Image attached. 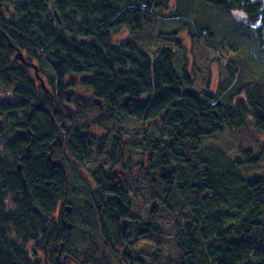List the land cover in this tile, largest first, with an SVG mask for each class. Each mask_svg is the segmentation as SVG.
Here are the masks:
<instances>
[{
    "label": "trees",
    "instance_id": "trees-1",
    "mask_svg": "<svg viewBox=\"0 0 264 264\" xmlns=\"http://www.w3.org/2000/svg\"><path fill=\"white\" fill-rule=\"evenodd\" d=\"M199 1L206 9L200 11L201 14L210 12L214 22L213 25L208 22L199 27L201 23L197 26L191 19L187 24L193 29L190 34L202 35L209 48L223 50L228 47L239 54L227 65L229 78L226 84L229 87L225 103L209 93H193L191 77L185 73L179 75L174 68L172 50H161L153 59L150 53L148 55L134 42L111 44V30L123 26L125 15L137 12V8L141 7H134V11L127 8L134 1H129L130 6L122 12L112 0H20L15 3L17 20L7 23L8 32L4 31L9 40L0 35V87L7 91L11 88L7 102L0 100V116L5 118H0V141L5 142L8 136L10 152L25 150L27 145H30L31 151L29 158L23 162L20 181L18 178V187L23 193L19 199L20 208L4 211L0 202V264H38L30 260L28 253L36 250L34 247L28 250L30 241H37L38 235H41L43 244L57 247L67 235L65 226L47 219L55 212L62 182L60 170L51 168L45 158L53 139V123L45 107L44 110L35 107L27 119L30 112L27 104L34 97V88L27 75L14 68L5 54V46L12 52L19 48L36 59L41 56L32 47L44 46L49 51L43 56L51 73L58 78L88 73L92 80H86V84L93 87L95 94L122 118L126 116L139 120L141 110H146L149 121L159 119L164 128H169L167 150L174 157L183 158V148L201 136L219 133L223 125L243 127L249 118L254 131L264 134V0ZM234 11H240L242 18L236 17ZM44 13L48 14L45 24L40 20ZM58 18L70 19L74 32L86 37V43H67L61 35L53 34L51 21L56 22ZM31 24L34 32L29 29ZM205 31L208 32L206 39ZM8 42L17 48L10 47ZM251 63L259 68L257 76L261 81L252 82L244 76L243 68ZM141 95H146L145 102L136 101ZM239 95H243L245 100L232 104V100ZM5 121L11 124L8 132H3L6 128L2 129ZM27 128L31 135L27 134ZM242 154L251 161L253 159L252 162L258 160L248 150L242 151ZM207 156L206 160H202L205 163L203 170L194 171L186 182L177 179L179 188L183 187V183L200 184V191L208 190L219 203L214 214H211L210 208L200 213L196 208L192 209L193 213L199 214L203 241L214 238V242H210L205 249L198 248L199 252L206 251L204 262L245 264L254 258L256 264H264L260 245V229L264 224L259 218L262 180L242 177L239 163L221 151L213 153L212 149ZM111 196L102 210L107 226L116 235L118 217L125 215L128 204L123 193H112ZM230 206L234 207L233 215L225 220V210H229ZM228 220L227 225L237 227L238 232L230 241L225 240L228 235L224 224ZM253 230L255 237L248 241L244 237ZM194 234L190 232L186 236L193 252L196 250Z\"/></svg>",
    "mask_w": 264,
    "mask_h": 264
},
{
    "label": "rangeland",
    "instance_id": "rangeland-1",
    "mask_svg": "<svg viewBox=\"0 0 264 264\" xmlns=\"http://www.w3.org/2000/svg\"><path fill=\"white\" fill-rule=\"evenodd\" d=\"M2 1V5L4 4L1 10L3 11L2 20L6 24L0 22V26L5 28L10 22L17 20L14 5L20 0H0ZM112 1L121 12L130 6L129 1H134L135 7H142L137 8V12L132 9L134 12L125 15L126 23L120 28L111 30L112 45H119L130 40L148 55L150 53L153 59L161 50H172L173 64L177 73L188 74L193 80L191 91L198 95L209 93L225 103L224 99L229 87L226 84L229 78L227 65L231 64L239 54L228 47L223 50L209 48L208 42H205L202 35L190 34L193 29H190L187 24L191 19L197 26L201 23L199 27L207 25L208 22L211 24L214 22L210 12L201 14L200 11L206 9L199 4V0L197 2L195 0ZM233 14L242 18L240 11H234ZM134 16L138 18L135 19ZM204 33L206 39L208 32ZM262 38L264 40V34ZM0 44L2 45L1 42ZM262 45L264 47V44ZM16 53L17 50L12 52L7 49L5 54L13 59ZM21 54L23 58L27 56L24 51ZM26 59L29 62V59ZM33 63L36 64L33 66L36 67L39 77H54L45 58L38 56ZM242 71L244 76L250 78L252 82L262 80L257 76L260 70L254 63L246 65ZM34 72L33 67L26 66L25 73L35 79L36 83H40V78L38 77L39 80L35 78ZM69 77L64 78L65 81ZM74 77L76 96L81 95L84 90L77 84L80 78ZM0 93L3 95L4 92L0 90ZM242 99H245L243 95L237 96L232 100V104ZM0 118L5 119L4 116ZM251 123L252 120L249 118L245 126L240 128L223 125L219 133L201 136L195 142L187 144L182 152L184 157L181 158L169 154L167 146L170 130L164 128L159 119L149 121V124L131 118L121 119L105 111L103 107L99 109L94 106L77 115L74 119V127L85 130V135L88 137L105 140L106 146L101 155L90 154L79 160L70 157L67 203L73 209L69 215L66 214V218L63 217L62 221L64 225L66 221L71 224L69 241L64 242L66 244L68 241L64 251L72 254L82 264H207L203 260L206 251L199 252L198 248L201 246L205 249L210 242H214V238L203 241L199 214L193 213L192 209L196 208L200 213L210 208L211 214H214L219 203L208 190L200 191V184L196 182L191 184L189 181L191 185L183 183V187L179 188L177 179L180 178L186 182L192 177L194 171L199 172L204 169L205 163L202 160L207 159L210 150L213 149V153L221 151L231 160L239 163V172L242 177L245 179L257 177L262 180L259 190V194H262L261 199L259 198L262 209L259 218L264 224V134L255 132ZM10 127L11 124L5 121L2 129L7 130L3 132H8ZM145 134L149 136L148 149L145 148L147 145L145 141L148 139L143 140ZM8 143V136L5 142L0 141V202L4 211H14L20 208L19 199L23 194L18 187V178L20 181L21 174L15 171L16 166L13 163L20 152L19 154L9 152ZM109 148L113 150L115 148L114 161H118V164L109 161L107 154ZM246 150L252 153V157H258V160L252 162L253 159L251 161L246 158L242 154V151ZM148 153L149 157H147ZM113 165H117L115 169L123 170L122 176L125 183L127 178V185L124 188L128 193L127 204L131 206L129 213L131 221L138 222L140 227L149 223V232L137 233V224H135L134 227L127 229L122 238L123 241H128L127 249L131 250L133 257L138 256L141 262L136 258L130 260L122 254L126 252L124 247L115 246L119 241L118 236L114 240L101 208L105 203L104 200L107 199V196L103 194L104 189L102 192L98 191V187L95 184V186L91 185L86 176L80 173L85 171L91 177V173L98 167L109 172L113 169ZM144 165L149 167L145 170ZM9 167L12 170L8 171ZM118 175L120 173H117L116 177ZM132 176H135V179ZM171 181L172 184H170ZM153 201L157 203L156 209L152 207ZM60 203L59 201L57 211L47 219L61 224L62 222L58 220L60 217L58 213L62 208ZM233 211V206L225 210V220L233 215ZM42 219H44L43 216ZM225 222V233L228 235L225 240H234L238 235L237 227L227 225L229 220ZM66 230L68 233L67 227ZM260 230L262 233L260 245L264 253V225ZM190 232L195 233L193 240L196 250L194 252L186 240ZM254 237L253 230L244 238L250 241ZM40 238L41 235H38L37 241L32 240L28 245V250L32 247L36 249L34 253H29L30 260L38 264H40V255H43L45 251L51 253L58 249L55 246L47 247ZM245 264H256V261L251 258Z\"/></svg>",
    "mask_w": 264,
    "mask_h": 264
},
{
    "label": "flooded vegetation",
    "instance_id": "flooded-vegetation-1",
    "mask_svg": "<svg viewBox=\"0 0 264 264\" xmlns=\"http://www.w3.org/2000/svg\"><path fill=\"white\" fill-rule=\"evenodd\" d=\"M16 49V48H15ZM14 50V49H13ZM17 51L19 49H16ZM16 50H14L16 52ZM7 49H5V53H6ZM20 51V50H19ZM22 53V51H20ZM25 52V51H24ZM26 53V52H25ZM26 57L24 58L26 60V62H21L20 60H16L15 58L10 59L11 63L13 64L14 68H17L18 71L22 72L23 74H26V66L28 65L29 67H33L34 68V74H35V78H37L39 80L40 83H36L32 77H30V75H27V78H29V80L32 82V87L34 88V90H36V95L38 96V99L40 100L38 103V105L40 107L43 108L45 107V111L49 114L52 115L51 121L53 123V139L52 141H54L52 144L50 143L48 145V153L46 154L45 158L48 161V164L50 165L51 168L55 167L57 169L60 170L61 172V191L60 193H58L61 197L58 199L57 203H56V207H55V212L57 211V205L60 203V206H62V208L59 210L58 215L60 217H58L59 221L62 222L63 221V217L66 218V214L67 212L65 211V207L70 206L67 203V195H68V190H69V171H68V167L70 166V157L79 160L81 158H86L88 157L90 154H96V155H101L105 150V146H106V141L104 140H100V139H95L92 137V139L94 141L91 142H85L86 146L85 149L82 151V155H76L73 154L72 152V148L76 147V144L78 143L77 141H74V136H76V133L78 134V137H81V134H84V139L85 140H91L90 137H88L85 132V130H79L76 127H74V119L77 115L81 114L82 112L91 109L93 106L96 108H102V104L99 103L98 100H96L95 96L92 95L89 92L90 86H88V84H86V80H88V77H84V76H79L80 80L79 82H77L78 85H80V87L84 90L82 92L81 95H77L76 96V91H75V83L72 82V80L74 79V77L70 76V75H65L62 78H58L56 76L52 77H39L38 73H37V69L33 66L36 65L33 63V61L36 60V58L28 55L26 53ZM14 57V56H13ZM29 59V62L27 61V59ZM31 59V60H30ZM33 60V61H32ZM9 62V61H8ZM23 63V64H22ZM12 66V67H13ZM8 71V70H7ZM70 76V77H69ZM26 77V76H25ZM39 77V78H38ZM69 77V79H67L65 81V79ZM65 78V79H64ZM0 90H2V93H0V100L3 102H7L10 92H11V88L7 91L4 90L0 87ZM95 94V93H94ZM142 97H144V99L142 100L141 98H137V102H145L147 100L146 95H141ZM140 96V97H141ZM128 97L125 99V101H127ZM36 104V103H35ZM36 105H32V107L30 108V112L28 114V118H30V114H31V110H33L35 108ZM38 106V107H39ZM92 106V107H91ZM71 109L73 111V114H70L69 109ZM71 116H70V115ZM70 117H69V116ZM75 116V117H74ZM22 118V116H21ZM135 120V119H133ZM135 121H141V122H145L142 119L139 120H135ZM148 139V140H146ZM143 140H146L145 143H147L145 148H149V136L148 134H145ZM142 142V141H140ZM66 148H68L70 150V154H68L66 152ZM113 148V147H112ZM112 148H109V151H107L108 156L110 154L115 155L114 150ZM31 151V147L30 145H27L25 150H11V153H15V154H19V156H17V160H15V166L16 169L15 171L22 172L23 171V162L29 158V154ZM10 152V151H9ZM11 156V154H10ZM147 157H149V153L147 155ZM114 159H116L115 157H109V161L118 164V161H114ZM147 160L149 161V158H147ZM114 167H117V165H113V169H111L109 172L105 171L104 169H102V167H98L94 172L91 173V177L88 176V174L85 171H80V173L84 176H86V178L88 179V182L91 185H96L98 187V191L102 192V189H104L103 194H105L107 196V199L104 200V204L102 205L101 208H103V206L107 203L106 201H109L111 199V194L112 193H123V195L125 197L128 196V193L126 191V189L124 187H126L127 185V178H126V183H125V179L122 176L123 170L118 168L115 169ZM149 166L144 165V169L146 170ZM15 168V167H14ZM8 171L12 170L11 167H9L7 169ZM117 173H120V175L117 176ZM135 179V176H132ZM125 183V185H124ZM94 185V186H95ZM63 198V199H62ZM72 207V206H70ZM73 209V208H72ZM130 211H131V206L130 204L128 205V209L125 213L124 216H120L118 217V221H117V234L115 235V233L112 231L114 240L117 239L118 236V242H117V246L119 245L120 247H124L126 252L122 253L124 254V256L129 257L130 260H133L136 258L139 259L138 256L133 257L132 253L130 252V249H127V242L123 241L122 238L125 234V232L127 231V229L134 227L135 224H137V229L136 232L137 233H147L149 232V223L143 225L142 227H140L138 222H132L130 219ZM104 212V211H103ZM102 212V213H103ZM69 215V214H67ZM125 220L126 221V228L124 230V232L121 231L120 228V224L121 222ZM67 221L65 222V225L63 224V222L61 223V225L67 227ZM67 235H69V231L67 233ZM66 235V238H67ZM66 238L64 241H60L58 243L57 246V251L56 252H51L48 253L47 251H45L43 253V255H40V264H82V262L77 261L75 259V257L64 251V247L67 244H64V242L66 241ZM63 243V247L61 249V251H59L60 249V244ZM129 260V261H130ZM138 261V260H137ZM139 261L141 262L142 260L139 259Z\"/></svg>",
    "mask_w": 264,
    "mask_h": 264
},
{
    "label": "bare ground",
    "instance_id": "bare-ground-1",
    "mask_svg": "<svg viewBox=\"0 0 264 264\" xmlns=\"http://www.w3.org/2000/svg\"><path fill=\"white\" fill-rule=\"evenodd\" d=\"M2 3H3V1L2 2H0V7H1V9H0V16L2 17L3 16V11H1L2 10V7L4 6V4L2 5ZM135 7V4H132L131 3V9H133ZM142 8V7H141ZM139 9H140V7H139ZM50 14V13H49ZM42 15V17L40 16V20L42 21V23L43 24H45L46 22H44L47 18H48V14L47 13H44V14H41ZM0 17V22H1V24L2 23H5L6 24V22H4L2 19H3V17L1 18ZM138 17V16H137ZM70 20V19H69ZM69 20H64V19H60V18H58V19H56V22H55V20L54 21H51L52 23H51V32L54 34L55 33V35H61V37L67 42V43H69V42H73V43H76L77 44V42H80V43H86V41H87V39H86V37H84V36H81V35H78V34H76L75 32H74V30L73 29H75L74 28V24L72 23V22H69ZM75 23V22H74ZM76 26H79L80 27V25H78V24H76ZM67 27H70V28H67ZM8 26L7 27H5V28H3V27H1L0 26V35H2V36H5V38H6V40H9V37H8V35H6L5 33H4V31L5 32H8ZM29 29H31V31L32 32H34V28L32 27V24L29 26ZM73 31V32H72ZM110 35H111V33H110ZM130 40H128L127 42H129ZM14 47H16L17 48V46H15L14 44H12ZM33 45V44H32ZM10 47H11V45H9ZM34 46V45H33ZM4 48V47H3ZM32 48H34V49H36V50H38L37 52L38 53H40V56H41V58H43L44 59V56H43V54L44 55H48L47 54V52L49 51H46L47 49L44 47V46H39L38 45V47H36V46H34V47H32ZM264 48V47H263ZM17 49H19V48H17ZM20 50V49H19ZM34 54H35V51H34ZM39 56V55H38ZM48 64V63H47ZM70 76H72V77H74V76H84V77H88V80H92V76H89L88 75V73H83V74H79V75H75V74H70ZM235 76H238V74H236ZM74 79H75V77H74ZM73 79V80H74ZM72 80V82H74ZM23 81H24V79H23ZM75 83V82H74ZM29 86V85H28ZM88 86H90V85H88ZM89 89V92L92 94V95H94L95 96V98H96V100H98L99 101V103L100 104H102V106H103V108H104V110L105 111H107V112H109V113H111V114H114V116H116V117H118V118H121V119H125V118H130V117H124V118H122V117H120L119 115H118V112L117 111H111L110 110V108L108 107V105L106 104V102L103 100V98H101V97H99V96H97L96 94H94L95 93V91H94V88L93 87H91L90 86V88H88ZM33 90V89H32ZM33 93H34V97H33V99L27 104V109L29 110L31 107H32V105H36L35 107L37 108L39 105H38V103L37 102H39L40 100L38 99V96L36 95V90H33ZM240 96V95H239ZM139 98H141L142 100L144 99V97L142 98V96L141 97H139ZM245 99H242V100H240V101H244ZM36 103V104H35ZM40 107V106H39ZM18 112L17 113H20V110H17ZM70 115V114H69ZM68 115V116H69ZM140 115H141V118L140 119H142V120H144L147 124H149V117L146 115V110H144V109H142L141 110V112H140ZM71 116V115H70ZM69 116V117H70ZM49 117L50 118H52V115H49ZM147 117V118H146ZM27 134H29V135H31V131H30V129L29 128H27ZM79 134V133H78ZM78 134L76 133V136H74V141H77L78 143L76 144V147H74V148H72L71 150H72V152H73V154H76V155H82V151L85 149V146H86V143L85 142H91V141H94L93 139H92V137H90V139L91 140H85L84 139V134H81V137H78ZM32 137H33V135H32ZM104 141V140H103ZM54 141H52L51 142V144L53 143ZM66 152L68 153V154H70L71 152H70V150L68 149V148H66ZM116 155H112V154H110L109 155V157H115ZM69 181V180H68ZM58 205H59V203H58ZM31 253V252H30ZM29 254V253H28ZM138 261H139V259H137Z\"/></svg>",
    "mask_w": 264,
    "mask_h": 264
},
{
    "label": "water",
    "instance_id": "water-1",
    "mask_svg": "<svg viewBox=\"0 0 264 264\" xmlns=\"http://www.w3.org/2000/svg\"><path fill=\"white\" fill-rule=\"evenodd\" d=\"M8 43H9V45H11V47H12L11 42H8ZM15 59H16V60H21L22 62H26V60L23 58V56H22V54H21V52H20L19 50H18L17 53L15 54ZM34 67H35V66H34ZM35 68H36V67H35ZM68 109H69V108H68ZM69 112H70V114H73V111H72L71 109H69ZM152 207H153V209H156V207H157V203H156L155 201H153V203H152ZM65 211L67 212V214H70V213L72 212V207H70V206L65 207ZM70 227H71V224H70V223H67V229H68V231H69ZM120 228H121V231L124 232V230H125V228H126V221H125V220H123V221L121 222V224H120ZM68 239H69V236L67 235L66 240H68ZM62 247H63V243L60 244V249H59V251H61Z\"/></svg>",
    "mask_w": 264,
    "mask_h": 264
}]
</instances>
